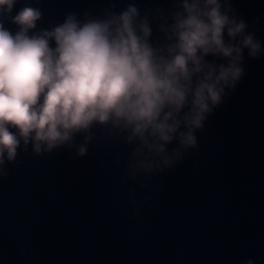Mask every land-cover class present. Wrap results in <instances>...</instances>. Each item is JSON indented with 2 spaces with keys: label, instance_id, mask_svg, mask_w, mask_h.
<instances>
[{
  "label": "water",
  "instance_id": "95a60500",
  "mask_svg": "<svg viewBox=\"0 0 264 264\" xmlns=\"http://www.w3.org/2000/svg\"><path fill=\"white\" fill-rule=\"evenodd\" d=\"M41 11L36 29L72 13L83 21L138 8L163 41L180 0H19ZM264 47V0H228ZM5 26L15 30L5 20ZM242 75L148 171L138 143L94 124L39 153L31 141L0 162V264H264V52H243ZM88 136L87 141L84 137ZM85 146L80 154L78 148Z\"/></svg>",
  "mask_w": 264,
  "mask_h": 264
},
{
  "label": "clouds",
  "instance_id": "9594fccd",
  "mask_svg": "<svg viewBox=\"0 0 264 264\" xmlns=\"http://www.w3.org/2000/svg\"><path fill=\"white\" fill-rule=\"evenodd\" d=\"M18 2L0 0V162L21 142L39 153L110 124L138 143L134 167L148 171L156 157L167 165V146L194 145L193 129L240 79L244 50L264 52L228 0H180L171 22L159 25L163 41L150 39L133 4L104 18L70 13L36 29L40 9L26 3L13 11Z\"/></svg>",
  "mask_w": 264,
  "mask_h": 264
}]
</instances>
